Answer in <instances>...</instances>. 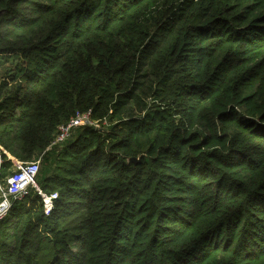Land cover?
Returning <instances> with one entry per match:
<instances>
[{
  "label": "trees",
  "instance_id": "16d2710c",
  "mask_svg": "<svg viewBox=\"0 0 264 264\" xmlns=\"http://www.w3.org/2000/svg\"><path fill=\"white\" fill-rule=\"evenodd\" d=\"M0 147V264H264V0H0Z\"/></svg>",
  "mask_w": 264,
  "mask_h": 264
},
{
  "label": "built area",
  "instance_id": "2783aa9c",
  "mask_svg": "<svg viewBox=\"0 0 264 264\" xmlns=\"http://www.w3.org/2000/svg\"><path fill=\"white\" fill-rule=\"evenodd\" d=\"M106 124V122H104ZM94 125L100 127L97 121L91 117V112H77L66 124H62L52 145H60L67 141L72 132L79 126ZM2 149L0 147V221L9 213L13 199H21L29 193L31 188L38 191L42 197L46 214H49L55 206L58 193L47 194L38 185L37 179L41 172L42 160L15 163L16 170L8 178H2Z\"/></svg>",
  "mask_w": 264,
  "mask_h": 264
},
{
  "label": "crops",
  "instance_id": "0c3cea01",
  "mask_svg": "<svg viewBox=\"0 0 264 264\" xmlns=\"http://www.w3.org/2000/svg\"><path fill=\"white\" fill-rule=\"evenodd\" d=\"M7 155H9V154H7ZM9 157H11V155H9ZM12 159H13L14 163H16V164L19 162V161L15 160L14 158H12Z\"/></svg>",
  "mask_w": 264,
  "mask_h": 264
},
{
  "label": "water",
  "instance_id": "95a60500",
  "mask_svg": "<svg viewBox=\"0 0 264 264\" xmlns=\"http://www.w3.org/2000/svg\"><path fill=\"white\" fill-rule=\"evenodd\" d=\"M130 161H134V162H137L136 159H131Z\"/></svg>",
  "mask_w": 264,
  "mask_h": 264
},
{
  "label": "rangeland",
  "instance_id": "374dc122",
  "mask_svg": "<svg viewBox=\"0 0 264 264\" xmlns=\"http://www.w3.org/2000/svg\"><path fill=\"white\" fill-rule=\"evenodd\" d=\"M13 56H15V55H13ZM11 58H12V56H11ZM73 136H75V135H73Z\"/></svg>",
  "mask_w": 264,
  "mask_h": 264
}]
</instances>
